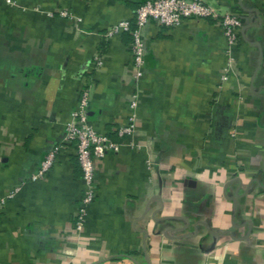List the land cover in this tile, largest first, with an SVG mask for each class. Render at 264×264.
Instances as JSON below:
<instances>
[{
    "label": "crops",
    "instance_id": "1",
    "mask_svg": "<svg viewBox=\"0 0 264 264\" xmlns=\"http://www.w3.org/2000/svg\"><path fill=\"white\" fill-rule=\"evenodd\" d=\"M11 1L0 0V264H264V0H204L241 23L229 54L213 20H150L139 79L129 35L105 33L145 0ZM86 86L96 133L119 141L132 116L134 131L95 161L77 232L74 146L32 176Z\"/></svg>",
    "mask_w": 264,
    "mask_h": 264
},
{
    "label": "built area",
    "instance_id": "2",
    "mask_svg": "<svg viewBox=\"0 0 264 264\" xmlns=\"http://www.w3.org/2000/svg\"><path fill=\"white\" fill-rule=\"evenodd\" d=\"M11 4V0H4ZM65 16L64 13H61ZM155 21L162 27H178L188 20H213L217 22L226 40L227 51L237 45L238 31L241 27L239 19L231 14H219L212 6L204 0H145L135 10L132 20L120 21L112 25L105 33V38H110L119 34H127L130 37V54L132 66L135 70L136 79L143 75V64L145 45L141 29L150 21ZM234 60L230 56L221 75V83L227 81L233 73ZM100 65L99 57L94 59V67ZM89 102V87L80 91L77 106L70 114L69 120L65 124L62 142L51 150L45 157L40 169L32 176V180L41 179L53 165L57 154L65 146L73 145L76 161L79 166L84 191L79 199L77 211L74 217L73 228L80 232L86 222L88 207L95 200L94 163L103 159L109 153H117L122 141L132 136L134 131V117H130L129 122L119 127L115 134L119 141L111 137L98 134L89 124L87 110ZM135 103H132V107ZM5 200L0 199V208Z\"/></svg>",
    "mask_w": 264,
    "mask_h": 264
},
{
    "label": "trees",
    "instance_id": "3",
    "mask_svg": "<svg viewBox=\"0 0 264 264\" xmlns=\"http://www.w3.org/2000/svg\"><path fill=\"white\" fill-rule=\"evenodd\" d=\"M84 88H88V86L84 87Z\"/></svg>",
    "mask_w": 264,
    "mask_h": 264
}]
</instances>
